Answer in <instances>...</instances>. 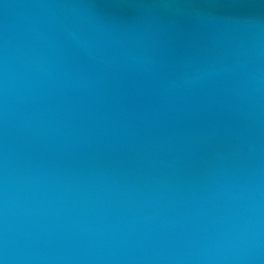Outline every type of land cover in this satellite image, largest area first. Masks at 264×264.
I'll list each match as a JSON object with an SVG mask.
<instances>
[{"label": "water", "instance_id": "1", "mask_svg": "<svg viewBox=\"0 0 264 264\" xmlns=\"http://www.w3.org/2000/svg\"><path fill=\"white\" fill-rule=\"evenodd\" d=\"M0 264H264V0H0Z\"/></svg>", "mask_w": 264, "mask_h": 264}]
</instances>
